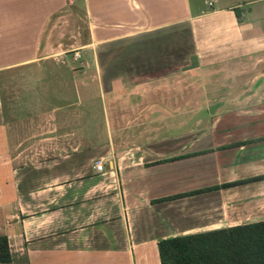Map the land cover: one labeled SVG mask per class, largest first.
Here are the masks:
<instances>
[{
  "label": "crops",
  "instance_id": "crops-1",
  "mask_svg": "<svg viewBox=\"0 0 264 264\" xmlns=\"http://www.w3.org/2000/svg\"><path fill=\"white\" fill-rule=\"evenodd\" d=\"M73 38L110 121L70 141L64 108L88 83L66 106L53 91ZM257 68L264 0H0V235L12 253L0 264H161V239L264 220V178L223 186L264 176V73L246 77ZM15 70L31 72L36 96L52 86L38 98L62 138L43 158L20 124L36 96L23 118L6 96Z\"/></svg>",
  "mask_w": 264,
  "mask_h": 264
},
{
  "label": "rangeland",
  "instance_id": "rangeland-1",
  "mask_svg": "<svg viewBox=\"0 0 264 264\" xmlns=\"http://www.w3.org/2000/svg\"><path fill=\"white\" fill-rule=\"evenodd\" d=\"M210 1V0H208ZM218 5V4H217ZM70 18H75L72 15H68V18L64 19V26H70L72 25L71 23H68ZM76 19V18H75ZM82 27L84 24H80ZM77 29V24H75L74 30ZM73 30V31H74ZM72 33H69L68 35L71 36ZM84 40H77L75 38L73 39H65L64 42L66 43L65 45V52H64V88L57 86L55 90L53 91V94H58L60 95L61 93L64 94V106L69 105L68 103H71L76 95H77V87H76V80L78 81H85L88 84L84 86V94L82 95L84 98V102L76 105H71L67 106L64 108V138H68L65 140H70L75 138V132L77 130H92L93 127L99 128L101 127L100 130H107L106 128L109 127V119L106 117L105 114V106L104 103L101 101V99L97 98V95L99 94L98 86L96 83V79L93 76V72L91 67H84L82 65H79L84 59H91L90 56H85L78 48L79 43ZM80 51L82 54V58L75 56V52ZM75 62V63H74ZM247 62L252 63V60H249ZM252 67L251 64L246 65L245 67V72H250L249 70ZM249 70V71H248ZM60 73V72H57ZM264 71H259V69H255L253 71V75H248L246 77H258L261 78L260 75L263 74ZM42 77V76H40ZM39 77V78H40ZM32 75L31 72L28 70H21V71H12L11 74L9 75L8 78H6V87H5V92L6 96L9 97L10 100L13 102H16L20 106V110L22 111L20 115L22 118L25 117L26 111L28 110L29 106H25L29 102V98L25 100V98L30 97V96H36L33 91L32 87ZM183 78H189L187 76H182ZM194 78V77H193ZM197 80V85L199 82H203L204 78V73L201 72L200 74H197L195 76ZM264 78V77H263ZM94 79V80H93ZM187 80V79H186ZM184 80L186 84L188 81ZM192 80V79H191ZM89 81V82H88ZM81 84V82L79 83ZM203 83L201 86H197V89L194 91V86H191V94L193 95V92L197 94V96L202 95L204 91ZM51 85H48V87L44 86V90L41 89L44 96V91H50L51 92ZM39 89V88H38ZM35 90V89H34ZM40 91V89H39ZM40 91V95H41ZM182 94H186L188 92V87H181ZM38 92V91H37ZM120 95H124L125 92L124 90H121V92L117 93ZM38 95V96H40ZM38 96H36V99L38 100L39 103L35 105L34 109V114L36 115L34 117H30V122L29 120H24L23 123L21 122L20 124H24L23 130H37V133L35 135L36 139V150H37V156L38 158H43L47 155H43L42 152L45 150L47 151L48 146H51L55 142V138H53V134L56 133L57 138H62L58 131H52L55 130L54 128L57 127V124H55L54 120L53 122L51 121V117L45 116L44 111H45V106L42 101L39 100ZM185 96V95H184ZM25 100V103H24ZM36 100V101H37ZM33 102V101H32ZM85 104V105H84ZM28 105V104H27ZM51 105V104H50ZM190 105H193L192 103ZM200 105V104H198ZM185 106H189V103H185ZM31 109V110H33ZM30 110V111H31ZM144 121V119L138 120ZM129 122V120H124L123 118L120 120V123L122 126H124V123ZM33 125V127L29 126ZM58 128V127H57ZM97 128V130H98ZM96 130V129H94ZM52 137V138H49ZM105 137V136H101ZM121 139L123 141H126V136H121ZM50 150V149H49Z\"/></svg>",
  "mask_w": 264,
  "mask_h": 264
},
{
  "label": "trees",
  "instance_id": "trees-1",
  "mask_svg": "<svg viewBox=\"0 0 264 264\" xmlns=\"http://www.w3.org/2000/svg\"><path fill=\"white\" fill-rule=\"evenodd\" d=\"M257 176L224 184V187L262 179ZM214 188L180 193L167 200L199 194ZM161 264H264V220L232 227L174 236L158 242ZM7 235H0V262H10Z\"/></svg>",
  "mask_w": 264,
  "mask_h": 264
},
{
  "label": "built area",
  "instance_id": "built-area-1",
  "mask_svg": "<svg viewBox=\"0 0 264 264\" xmlns=\"http://www.w3.org/2000/svg\"><path fill=\"white\" fill-rule=\"evenodd\" d=\"M77 56L80 57V55L78 53H77ZM96 167H97V169L102 170L104 168V165L102 162H99Z\"/></svg>",
  "mask_w": 264,
  "mask_h": 264
}]
</instances>
